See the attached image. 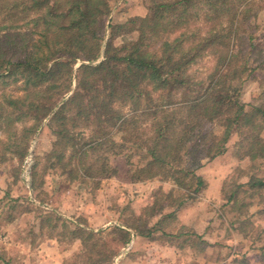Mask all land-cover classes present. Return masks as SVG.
Returning <instances> with one entry per match:
<instances>
[{
    "label": "trees",
    "instance_id": "16d2710c",
    "mask_svg": "<svg viewBox=\"0 0 264 264\" xmlns=\"http://www.w3.org/2000/svg\"><path fill=\"white\" fill-rule=\"evenodd\" d=\"M119 1L0 0V165L16 163L18 171L45 125L54 141L42 157L44 173L53 170L68 184L97 188L117 176L110 161L120 157L125 182L158 180L174 187L158 198L145 222L121 221L108 233L54 212L36 216V235L78 243L72 264H112L106 236H116L121 246L133 236L202 255V237L184 226L173 229L175 213L199 201L207 188L196 172L225 153L233 134L246 148L239 158L251 163L249 169L264 163V107L243 105L233 93L253 66L264 68V41L257 43L256 28L236 22L237 13L228 22L215 12L239 10L253 0H150L145 17L127 21L136 38L117 47L103 42ZM207 57L208 73L192 75ZM9 86L15 87L6 91ZM253 178L236 186L226 207L233 229L262 244V252L264 227L254 228L256 214L249 209L264 199V180ZM9 202L15 203L11 211L20 206L18 199ZM29 212L21 208L18 215ZM16 218L9 215L4 224Z\"/></svg>",
    "mask_w": 264,
    "mask_h": 264
},
{
    "label": "rangeland",
    "instance_id": "374dc122",
    "mask_svg": "<svg viewBox=\"0 0 264 264\" xmlns=\"http://www.w3.org/2000/svg\"><path fill=\"white\" fill-rule=\"evenodd\" d=\"M149 5L150 0H120L114 4L103 43L111 40L114 46L119 47L126 41L134 40L136 34L129 31L127 21L139 14L140 10L147 12ZM236 10L238 9L234 7L216 8L215 12L217 17L223 20H227L230 13H237L236 22L242 26L250 24V27L256 28L253 35L257 38L258 44L262 43L264 0H253L245 8H239L237 12ZM77 67L78 65L75 68ZM211 67L212 60L207 57L191 68L190 73L197 78H203ZM14 87L9 86L6 91H12ZM233 93L243 105L264 107V68L257 69L253 66L251 71L246 73L245 79L234 86ZM53 141L51 131L43 125L32 141L28 155L18 171H14L16 163L0 165V257L2 256L9 264H37V252L33 246L47 238L44 235H36L39 224L36 216L39 214L46 211L54 212L71 222L82 221L92 230L108 233L112 227L120 225L121 221L142 224L158 198L174 189L170 183L158 180L136 184L125 182L127 167H124V160L120 157L110 161V165L118 171L117 176L103 181L99 187L91 184L86 186L68 184L53 170L43 172L45 162L42 157L51 149ZM238 141L239 137L233 134L226 145L225 153L221 155L225 159V163H221L224 171L222 176L225 179L223 183L221 182L222 185L220 184L221 191H218L219 187L217 190L212 188L210 192L212 196L208 193L203 196L206 188L201 192L199 201L189 203L175 213L176 224L173 227L175 231L184 226L207 243L202 255H195L189 250L181 252L173 243L159 244L144 241L140 237H137L139 242L133 244L132 239L136 238L133 236L127 245L121 246L116 236H106L104 247L106 251L115 254L112 264H232L233 253L238 258L235 264L240 263L241 256L248 259L247 264H264V250L262 252L259 250L262 244L243 239L233 229L231 225L234 220L226 207L232 191L236 186L246 184L250 175L254 176L253 179L264 180V163L257 161L249 169L251 163L247 159L239 158L243 156L246 148L241 149ZM35 161H38V167L33 169ZM209 162L204 161L202 168ZM230 164L233 165L227 170ZM243 171L248 172V175H243ZM214 196H217L216 199ZM9 199L19 200L18 209L9 210V205H15L9 202ZM21 208H27L30 212L18 215ZM263 208L264 199H259L249 209L251 214H256L252 219L255 229L264 227V216L258 215ZM9 215L17 218L11 223L4 224L3 220ZM157 219L150 220L149 224L152 225ZM20 240L32 243V250L30 247L25 252L22 249H6L8 244H12L10 241L16 244ZM52 240L57 242L56 239ZM57 245L60 251L66 248L74 251L65 261V264H72V255L78 252L79 246L70 245L67 241L62 244L57 242ZM0 264L3 263L0 261Z\"/></svg>",
    "mask_w": 264,
    "mask_h": 264
},
{
    "label": "crops",
    "instance_id": "0c3cea01",
    "mask_svg": "<svg viewBox=\"0 0 264 264\" xmlns=\"http://www.w3.org/2000/svg\"><path fill=\"white\" fill-rule=\"evenodd\" d=\"M146 15H147L146 11L140 10V13L134 15L133 17L143 18ZM221 163L222 164L225 163V159L222 156L213 159L209 163L205 164V166L203 168L201 167L197 171V175L200 176L207 183V189L203 192V196L206 193H208L210 196H212L210 194V192L212 191V188L217 190V188L219 187L218 191H221L220 184H221V182L223 183V181L225 180L224 177L222 176L224 171H222ZM232 165L233 164H230L229 167L227 168V170H229V168ZM240 168H242V167L240 166ZM203 196H202V198H203ZM216 197L217 196H214L215 199H216ZM132 240H133V244H137V242H139V239L137 237L135 239H132ZM143 240L145 241V239H143ZM5 241H6V239H5ZM7 241H8V238H7ZM10 243H12V244H8L7 245L8 247L6 246L7 247L6 249H9V248H15L16 250L22 249L23 252H25V250L28 247L31 248L33 245L32 243L31 244L30 243L29 244L28 243H16L15 244L14 242H11V241H10ZM75 246H78V243H75ZM33 248H36L35 251L37 252V257H36V263L37 264H65V261L68 260L67 259L68 256H70V254H72L74 252V251H70V248L63 249L62 251L58 250L59 245H57V242H55L52 239H47V238H43L42 241L39 243H36L33 246ZM31 250H32V248H31ZM235 256H237V255H235L234 253L231 254V258H234ZM50 260H51V262H49ZM41 261H43V263H41Z\"/></svg>",
    "mask_w": 264,
    "mask_h": 264
},
{
    "label": "built area",
    "instance_id": "2783aa9c",
    "mask_svg": "<svg viewBox=\"0 0 264 264\" xmlns=\"http://www.w3.org/2000/svg\"><path fill=\"white\" fill-rule=\"evenodd\" d=\"M29 172V171H28ZM27 188H29L28 186H27Z\"/></svg>",
    "mask_w": 264,
    "mask_h": 264
}]
</instances>
